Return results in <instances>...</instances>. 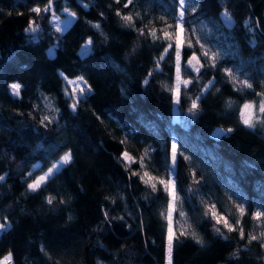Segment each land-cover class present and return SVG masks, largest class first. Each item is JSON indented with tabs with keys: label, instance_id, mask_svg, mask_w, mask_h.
Listing matches in <instances>:
<instances>
[{
	"label": "trees",
	"instance_id": "16d2710c",
	"mask_svg": "<svg viewBox=\"0 0 264 264\" xmlns=\"http://www.w3.org/2000/svg\"><path fill=\"white\" fill-rule=\"evenodd\" d=\"M177 1L125 7L128 0H52V11L37 15L31 9L48 0H0V223L9 225L0 232V260L11 254L12 264H168V199L160 185L153 191L140 179L147 171L158 179L173 175L190 231L203 240L180 236L172 264H264V247L247 239L260 231L253 214L264 211V0H189L185 24L220 56L213 67L195 43L182 47V66L193 54L200 62L199 72H186L191 83L179 104L169 89L177 79L175 47L165 54L170 42L148 34L154 28L162 37L159 26L178 11ZM65 9L75 17L57 31L52 17ZM123 15H132L135 27ZM30 20L38 32L25 31ZM87 39L90 50L79 55ZM81 77L91 91L73 110L64 78ZM13 83L21 85L19 96ZM246 103L256 106L254 128L243 122ZM44 116L50 122L42 123ZM66 152L71 163L28 191ZM205 200L232 224L236 205L244 207L245 239L238 231L217 233Z\"/></svg>",
	"mask_w": 264,
	"mask_h": 264
},
{
	"label": "snow or ice",
	"instance_id": "6c2138e0",
	"mask_svg": "<svg viewBox=\"0 0 264 264\" xmlns=\"http://www.w3.org/2000/svg\"><path fill=\"white\" fill-rule=\"evenodd\" d=\"M119 2V0H117V3ZM133 2V0H128V3L125 5V7H127L129 4H131ZM186 0H179V4L181 7V10L179 12V16L180 19L177 21L176 26H175V30L174 32H169L166 30L161 29L160 31L163 33L162 37L157 35V30L156 29H148V34L154 39V40H158V39H165V40H169L172 41L173 39L175 40V57H176V70H177V83H176V87H175V92H176V98H175V103L179 104L180 103V95H179V87L180 84L183 83L185 85L191 83V81L188 80H184L181 81L180 79V71H181V64H180V60H181V49L185 43V38L183 37V33H184V27H183V16H184V5H185ZM32 12L36 13L37 15H40L42 12H50L52 11V0H48V3L43 7H34L31 9ZM65 11H67V9H65ZM54 15V13H53ZM72 16H75V13H71ZM117 15H120V13H117ZM223 15L225 16L226 20L230 23L231 22V16L229 13H227V11H225L223 13ZM121 19L125 22L126 26L129 27H135V20L133 18L132 15H123L121 17ZM95 27H99V25H94ZM168 28H172L171 25L167 26ZM61 29L59 27H57V31H60ZM25 31L27 32H31V33H36L39 31V27L36 24L35 20H30L29 21V25L28 27L25 29ZM140 34L144 35L145 33V29H139ZM187 42H188V46L192 47L191 44V37L187 38ZM92 41L89 40L87 41V45H91ZM173 47V44L170 42L168 43L167 47L165 48L164 52L165 54H167L168 49H171ZM203 47V46H201ZM204 56H209V52L208 51H204ZM160 59H163V55L160 57ZM212 64L210 66H215V61H216V54L213 53L210 57ZM196 62L195 64L193 62ZM159 63V62H157ZM187 64L189 66H191L195 71L199 72V67L197 65H199V57H197L195 54L192 55L191 59H189L187 61ZM202 66V65H201ZM226 73L228 74L229 77L233 78L234 82L237 83H241L244 87L247 88H251L252 84L248 82V80H243L240 81L238 80L237 77H235L234 73L232 72V70L230 69H225ZM70 84H80L83 83L85 86L87 85V82L83 80V78H79L78 81H69ZM145 84L147 83V80H145L144 82ZM212 81H209V84H211ZM11 91L13 93V95L19 96L20 94V90H21V85L19 83H13L10 86ZM74 92L77 91V89L73 90ZM86 91L85 87H79L78 88V92L80 95H84ZM87 91H91L90 87H87ZM260 96L262 97L261 102L258 105V122L260 124H264V93H260ZM199 98L197 97L196 99H194L192 101V105L191 108L189 109L190 112H195L198 109V104H197V100ZM72 108L73 110H75L76 108V103L72 104ZM244 109L246 110L247 114L244 117V124H246L248 127L250 128H254L256 127V123H257V113L255 111L256 106L251 104V103H246L244 105ZM242 115H244L242 113ZM42 123L44 122H50L49 117L48 116H44L42 118ZM45 126H47L45 124ZM228 131H231V129H229ZM121 143H123V141H121ZM147 150H145V156H147ZM122 157L125 161L129 162V165L134 162V158L131 157L129 155L128 152H124L122 153ZM72 161V154L71 152H66L61 158L60 160L53 164L52 167H50L48 169L47 172H45L43 175H40L38 177H35L33 179V182L28 184V191L31 192H36L38 190L41 189V187L43 185H45L48 180L52 177H54L56 175L57 172H59V170L62 168V166L67 165L69 163H71ZM176 161V145L175 143H173L172 145V162L173 164H175ZM140 164H141V168H145L146 165L144 164V157L140 158ZM31 175V174H30ZM132 175H140L139 173H132ZM5 179L4 175H0V181H3ZM140 179L142 181H144L145 184L149 185L153 191L157 190V183H159L160 185L163 186L164 191L169 195L170 202L168 205V208L166 209V212L163 213L166 221H167V262L168 264H172V254H173V247L174 244L179 240L180 236H191L194 240H196V242L198 244H203V240L201 239V237H199L197 235V233L195 232V230H191L189 231V229H191V225L188 224H180L179 225V235H177L176 231H174V218H173V213H175L176 211V203L178 200V196L176 193V187H175V181L172 179H158L156 177L151 176L147 171L143 172V175L140 176ZM198 183V181H197ZM63 202V201H61ZM48 203L51 204L53 203V198L49 197L48 198ZM236 208L239 212V216L236 219L235 224H232L229 222V220L223 216L218 214V212L215 210V205H211L208 210L205 212V215H211V217L216 221V223L219 224H223V227L225 229H227L228 232H237L239 234L240 239H245V231H244V227L241 223L243 216L245 215V209L244 207H242L241 205H236ZM180 216H184L185 214L181 211ZM105 215H107V213H105ZM6 219V218H5ZM252 219L255 220L257 222V225L260 228V231L258 234L254 233V232H250L248 234V244H251L253 241H257L260 245V247H264V211H256L253 216ZM9 225L7 223H0V232L6 230V228ZM216 232L223 235V232L221 231V228L217 227L216 228ZM225 239H227V237H225ZM247 246V245H246ZM239 251V249H237V252ZM0 264H11V254H9L8 257L5 258V260L3 262H0Z\"/></svg>",
	"mask_w": 264,
	"mask_h": 264
},
{
	"label": "rangeland",
	"instance_id": "374dc122",
	"mask_svg": "<svg viewBox=\"0 0 264 264\" xmlns=\"http://www.w3.org/2000/svg\"><path fill=\"white\" fill-rule=\"evenodd\" d=\"M177 2H178V3H177V4H178V7H177L178 11H176V12L173 13L172 15H168L167 17H165V18H164V21H163L162 24H161V26H159V32L161 33V35H163V33L160 31L161 29L166 30V31H169V32H174V30H175L176 23H177V21L180 19L179 12H180V10H181L180 4H179V0H178ZM191 11H192V7H191V4H190V1H189V0H186L185 5H184V16H183V20H182L183 27H184L183 37L185 38V43H184L183 46H188L187 38H188V37H191V44H192V43H195V45L199 47V50H200L201 56L204 57L205 61L208 62V63H211V64H212V61H211V59H210L211 55H212L213 53H215V54H216V60H217L218 57L220 56V51H219V49H213L212 47H208V46H206V45H203V43L201 42V38H199V33H200V32H198V30L195 29L193 26L188 25V24H185V23H186V20L188 19V17H186V15H187V13H189V12H191ZM71 13H72V12H68V11H67L66 14H65L63 17L53 16V17H52V21H53V25H54V27H55V28L59 27L61 30H64V29H65V28L71 23V21H72V20L74 19V17H75V16H72ZM168 25H171L172 28H168V27H167ZM89 40H90V39H87V40L85 41V43L82 44V45L80 46V48L78 49V53H79V55H85V54H87V53L89 52V50H90V45H88V46L86 47V45H87V41H89ZM167 41H169V40H167ZM169 42H171V43L173 44V46L175 47V40H174V39H173L172 41H169ZM201 46H203V47H201ZM204 51H208V52H209V56H207V57L204 56V54H203ZM47 53H48L49 55H53V53H54V46L49 47V48L47 49ZM199 62H200V60H199ZM195 63H196V62H195ZM195 63H194V64H195ZM180 64H181V62H180ZM197 66H198V65H197ZM186 72H190V73H192V74H196V73H197V71H195V70H194L191 66H189L188 64H187V66H182V64H181V71H180V79H181V81L186 80V77H185ZM78 80H79V79H73V80H70V79L64 78L65 86H66V93H67L68 96H70V98L73 100L74 103H77L80 99L84 98L85 95L89 92V91H87V85L85 86L83 83H80V84H70V83H69V81H78ZM176 83H177V79H176V81H175L172 85L169 86V89H170L171 93H172L175 97H176V92H175ZM187 85H188V84H187ZM187 85H185V84H183V83L180 84V87H179V94H180V91L182 90V88L186 87ZM79 87H85V88H86V91H85L84 95H80V94H79V92H78V88H79ZM74 89H77V91L74 92V91H73ZM219 132H220V131L217 130L215 134H217V133H219ZM59 160H60V159L56 160L53 164L57 163ZM53 164H52V165H53ZM52 165H51L50 167H52ZM50 167H49V168H50ZM49 168H47L46 170H44V171H43L41 174H39L38 176L43 175L45 172L48 171ZM38 176H37V177H38ZM168 179H172V180H174L173 175H171L170 178H168ZM168 179H165V180H168ZM174 181H175V180H174ZM32 182H33V180H32L30 183H32ZM30 183H29V184H30ZM157 185H160V184L157 183ZM160 186L163 188L162 185H160ZM175 187H176V183H175ZM27 189H28V186H27ZM163 190H164V189H163ZM164 192H165V191H164ZM176 193H177V196H178V200H177V203H176V211H175V213H173V218H174V231H176L177 235H179V225H180V224H185V223L188 224V220H187V216H186L184 210H183L182 207H181V200H180V196H179V193H178V191H177V188H176ZM165 194H166V196H167L168 203H167L166 208L163 210V213L166 212V209L168 208V205H169V202H170V199H171V198L169 197V195H168L166 192H165ZM211 205H214V204H213L210 200H205V206H206L207 210H208V208H209ZM215 210L218 212V214L223 215V216L226 217V214L220 212L216 207H215ZM181 211L185 214L183 217L180 216V214H179ZM210 216H211V215H210ZM163 217H164V215H163ZM226 218H227V217H226ZM212 219H213V218H212ZM227 219H228V218H227ZM164 220H165V222H166V226H168L165 217H164ZM213 220H214V219H213ZM214 222L216 223L215 220H214ZM229 222H230V221H229ZM230 223H231V222H230ZM256 224H257V223H256ZM216 225H217V227L221 228L222 231H223V230H225V231L227 230V229H225V228L223 227V224H219V225H218V224L216 223ZM257 227H259V226L257 225ZM189 231H190V229H189ZM8 256H9V255L4 256V257L0 260V262H3V261L5 260V258L8 257ZM11 264H12V262H11Z\"/></svg>",
	"mask_w": 264,
	"mask_h": 264
}]
</instances>
